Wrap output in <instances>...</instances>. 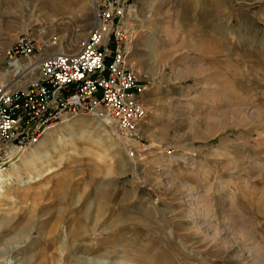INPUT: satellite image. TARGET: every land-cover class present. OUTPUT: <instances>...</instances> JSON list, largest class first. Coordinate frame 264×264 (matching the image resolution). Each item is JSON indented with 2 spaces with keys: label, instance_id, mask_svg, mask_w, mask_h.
<instances>
[{
  "label": "rangeland",
  "instance_id": "rangeland-1",
  "mask_svg": "<svg viewBox=\"0 0 264 264\" xmlns=\"http://www.w3.org/2000/svg\"><path fill=\"white\" fill-rule=\"evenodd\" d=\"M131 9L144 117L128 135L70 116L19 154L39 177L0 194V264H264V0ZM94 23L88 0H0V80L23 32L38 63Z\"/></svg>",
  "mask_w": 264,
  "mask_h": 264
},
{
  "label": "built area",
  "instance_id": "built-area-1",
  "mask_svg": "<svg viewBox=\"0 0 264 264\" xmlns=\"http://www.w3.org/2000/svg\"><path fill=\"white\" fill-rule=\"evenodd\" d=\"M95 23L76 53H56L34 60L42 46L31 30L3 52L12 70L0 80V168L38 144L63 119L84 114L132 134L144 117L138 64L132 57L137 30L131 0H88ZM36 62L38 73L18 87L29 69L15 62ZM23 61V60H22Z\"/></svg>",
  "mask_w": 264,
  "mask_h": 264
},
{
  "label": "bare ground",
  "instance_id": "bare-ground-1",
  "mask_svg": "<svg viewBox=\"0 0 264 264\" xmlns=\"http://www.w3.org/2000/svg\"><path fill=\"white\" fill-rule=\"evenodd\" d=\"M15 66L16 67H19V66H22L23 68H27L29 69L28 72L25 74V76L29 75V74H32L34 73V71L36 70L37 68V63L36 62H27L25 63L24 61L22 60H18L15 62ZM4 76H7V77H11L12 76V70L9 68V67H5L4 68V71L2 73ZM31 75V76H32ZM1 78V77H0ZM10 79V78H9ZM2 81H6V80H3ZM16 84H18V82H16ZM49 132V131H48ZM47 132V133H48ZM46 133V134H47ZM45 134V135H46ZM44 135V136H45ZM44 136L42 137V139L44 138ZM41 139V140H42ZM41 142V141H40ZM39 142V143H40ZM38 143V144H39ZM37 145V144H36ZM35 145V146H36ZM33 146L31 149L34 148V151L36 152V147ZM45 152H48L49 153V150L48 148L45 149ZM38 153V152H36ZM36 153H33L31 154L30 156L28 155V157H23L25 159H22V163L25 165V166H32L34 165L38 160L41 159L40 155L39 154H36ZM19 161V162H16V161ZM20 161L21 159H18V157L15 159V161L11 164V166L16 162V164H14L13 168H11L9 170V172L7 174H5V170H3L2 168H0V194H3L5 193V188H6V185H12L13 184V179H17L18 182L20 184V182L22 183V185H27V184H30V183H33L35 182L36 180H38V175H33V173H29L27 175V179H25L26 177L24 176L23 172H22V168L21 167V164H20ZM22 168V169H21ZM4 171V172H3ZM13 171L16 172V175H13Z\"/></svg>",
  "mask_w": 264,
  "mask_h": 264
}]
</instances>
